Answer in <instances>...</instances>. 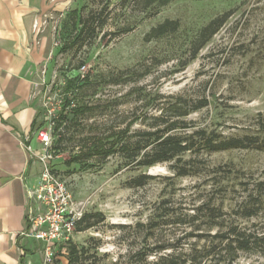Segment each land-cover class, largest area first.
I'll list each match as a JSON object with an SVG mask.
<instances>
[{"label":"rangeland","instance_id":"374dc122","mask_svg":"<svg viewBox=\"0 0 264 264\" xmlns=\"http://www.w3.org/2000/svg\"><path fill=\"white\" fill-rule=\"evenodd\" d=\"M56 7L43 16L47 60L38 90L48 92L53 102L62 100L66 80L87 75L91 83L75 92L74 100L94 107L79 116L67 114L63 126L54 120L52 132L59 149L53 172L77 202L85 203L84 212L95 222L70 236L84 248L80 264H145L164 253L192 256L208 240L190 232L218 229L204 223L203 231L196 230L200 222L191 215L203 200L221 207L226 226L234 223L264 234V151L186 152L181 158L193 164L192 173L180 176L171 162L143 168L120 152L104 160L87 155L84 146L86 137L128 122H133L129 134L147 128L150 117L176 97L188 103L203 97L209 101L187 115L186 127L178 131L208 128L229 136L254 130L257 115L264 114V0H172L148 8L140 0H67ZM73 10L83 19L98 14L80 38ZM226 11L230 14L222 27L190 58L201 27ZM165 19H177L179 28L145 41L144 34ZM142 174L149 178L135 184L132 180ZM253 196H259V209L246 216L241 208ZM164 208L167 221L146 239L145 225ZM65 243L57 242L56 250ZM163 244L171 247L144 254ZM62 251L51 264L67 263ZM210 260L214 262L209 257L201 264ZM233 264H264V249L239 252Z\"/></svg>","mask_w":264,"mask_h":264},{"label":"trees","instance_id":"16d2710c","mask_svg":"<svg viewBox=\"0 0 264 264\" xmlns=\"http://www.w3.org/2000/svg\"><path fill=\"white\" fill-rule=\"evenodd\" d=\"M144 8H148L153 4L158 6H165L172 0H140ZM75 19L73 20V27L78 38L82 37L89 23L94 22L97 18L96 13H90L83 19L76 11L73 10ZM230 11L223 12L210 19L204 26L201 27L198 35L192 42L191 57L195 58L201 48H203L213 37V35L222 27L227 20ZM80 25V28L78 26ZM179 21L177 19H165L157 25L150 28L144 34V40L150 41L161 38L165 35L175 32L179 28ZM65 48H63L64 50ZM187 62L182 63V67ZM87 75L79 78L67 79L64 86V95L62 96V106L58 115L54 118L57 122L56 126H63L67 119V114L72 113L74 116H79L94 110L93 106L87 104H76L74 100L75 92L83 89L86 84H90ZM73 97V98H72ZM71 102L74 103L71 106ZM209 103L207 98L203 97L194 103H188L180 97H176L164 103L158 114L151 116V123L148 127L137 131L135 134H129V127L133 122H128L123 128L112 127L102 133H98L92 137L85 138L84 146L87 155L98 157L101 160L108 156L120 152L129 161L135 162L143 168L150 167L159 162H171L172 169L176 175L186 176L192 173L193 164L185 161L181 156L186 152L193 150L201 151H223L230 149H255L264 151V114L259 113L255 120V128L252 131L243 133L241 135L225 136L215 129L208 128H191L189 130H180L179 127H186L184 118L191 112L196 111ZM42 116V108L40 110ZM137 119V117L135 118ZM42 118L39 123H33L32 132L41 126ZM52 148L55 151V146L52 143ZM78 154L72 157L77 160ZM149 178L148 175L142 174L134 178L132 181L135 184H141ZM253 202L244 205L241 209L246 216L254 215L259 209V196L252 197ZM261 205V203H260ZM100 219L103 218L101 214ZM169 215L168 209H162L160 213L155 215L146 225L145 238L153 236L155 230L163 224ZM92 214L86 213L82 215L81 219L75 224V231L87 229L94 225L91 222ZM201 216L203 218H201ZM192 221H198L196 230L201 229L204 223L212 228L217 226L218 229L211 233L190 232L189 235L197 237V239L204 238L208 240V244H204L190 257L182 258L179 254L164 253L160 254L155 261L147 262L145 264H201L205 259L210 260L209 264H233L239 252L250 251L256 248L264 249V234H257L251 232L246 228H242L237 224L230 223L226 226L222 222L221 207L215 205L212 201H201L194 208V214L191 215ZM224 221V220H223ZM196 226V225H195ZM194 226V227H195ZM202 230V229H201ZM209 230V229H208ZM203 231V230H202ZM66 251V264H80L82 261V254L84 248L79 249L71 241L60 245V250ZM171 247L163 244L149 248L146 253H160ZM218 258H214L215 256ZM56 260L53 259L52 263ZM205 264V262L203 263Z\"/></svg>","mask_w":264,"mask_h":264},{"label":"crops","instance_id":"0c3cea01","mask_svg":"<svg viewBox=\"0 0 264 264\" xmlns=\"http://www.w3.org/2000/svg\"><path fill=\"white\" fill-rule=\"evenodd\" d=\"M66 1L0 0V264H43V243L27 234L26 218L35 206L27 190L41 164L25 145L39 147L32 126L41 118L39 74L47 60L43 16Z\"/></svg>","mask_w":264,"mask_h":264},{"label":"built area","instance_id":"2783aa9c","mask_svg":"<svg viewBox=\"0 0 264 264\" xmlns=\"http://www.w3.org/2000/svg\"><path fill=\"white\" fill-rule=\"evenodd\" d=\"M45 92H39L42 125L32 135L39 147L26 150L41 164L38 182L27 190V197L35 203L26 215L27 234L43 243V264H51L56 257V244L67 242L75 232V224L84 214L85 203L77 202L65 184L53 172L52 162L58 156L52 148L54 118L61 109V99L54 101ZM74 105L73 102L70 104ZM64 252V249H62Z\"/></svg>","mask_w":264,"mask_h":264}]
</instances>
